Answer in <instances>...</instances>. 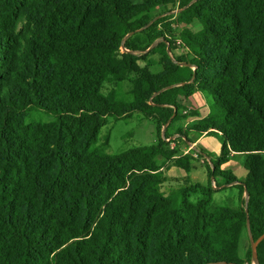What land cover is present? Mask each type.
Listing matches in <instances>:
<instances>
[{"label": "trees", "instance_id": "obj_1", "mask_svg": "<svg viewBox=\"0 0 264 264\" xmlns=\"http://www.w3.org/2000/svg\"><path fill=\"white\" fill-rule=\"evenodd\" d=\"M195 92L213 111L178 126ZM135 113L152 145L98 149L109 118ZM203 134L223 137L218 155L179 152ZM232 153L242 181L220 168ZM199 164L205 183L189 179ZM170 166L185 184L165 193ZM262 233L264 0H0V264H242L243 234ZM256 252L264 264V239Z\"/></svg>", "mask_w": 264, "mask_h": 264}, {"label": "rangeland", "instance_id": "obj_2", "mask_svg": "<svg viewBox=\"0 0 264 264\" xmlns=\"http://www.w3.org/2000/svg\"><path fill=\"white\" fill-rule=\"evenodd\" d=\"M134 1H140V0H134ZM173 8L174 6L170 7V9ZM167 10L168 9L166 8L164 11H161V14L159 16L168 15L169 13L167 12ZM154 12H156V10H154L153 13ZM171 28L174 30L175 33H177L181 29L180 26H177L176 24H172ZM194 28L197 27L192 26L193 30ZM173 50H174L173 51L174 56H180L183 52V48L181 44L174 45ZM148 60L157 61L158 56L151 55L148 57ZM129 87L130 86L128 82L121 83L119 87L121 91H119L120 94L118 95V97H121V94L126 92L129 89ZM111 88H113L111 84H107L104 87V91L107 92ZM203 97L207 101L206 96L203 95ZM184 106L185 107L182 110L181 114L187 115L188 113H190L191 109H189L188 106L185 104ZM183 122H185V119L178 121L179 123L178 126L184 127ZM189 124H191V122ZM175 134L176 133H174L173 136ZM107 135L109 136V142L107 145H103L102 143ZM155 137H156L155 124L151 120L144 118L141 113H135L130 118L124 120L122 119L114 120L113 118H109L107 123L102 127L99 133V141L97 145L100 144L102 145L98 149L102 150L103 152H106L108 154H117L134 146L152 145L155 141ZM209 137H211L212 140L217 143V146L219 148L217 151L213 149H208V150L206 149V150L210 154L218 155L219 154L218 152L221 150L220 148H222L223 146L224 139L219 134H211L209 135ZM175 143L178 145L177 148L180 153L187 151L186 144L182 140L176 139ZM240 155H238V158L235 159L230 158L228 164L220 168L223 170L231 171L238 180L242 181L246 176V170L244 168L245 157L244 155L241 156ZM198 166L199 165H197V167ZM198 168L204 171L205 179H206L205 168L204 167L203 168L198 167ZM216 188L219 190L214 194V200L216 202L218 203L228 202L231 205L237 203V192H238L237 189L232 187H226L224 189L223 187L220 188L216 187ZM168 189L169 187L167 186L165 190L167 191ZM179 204H180V200L176 199V205L178 208H179ZM249 244H250L249 238L247 237L246 234H243L240 244V251H239L242 264H249L245 254ZM251 264H255V263L252 261Z\"/></svg>", "mask_w": 264, "mask_h": 264}, {"label": "crops", "instance_id": "obj_3", "mask_svg": "<svg viewBox=\"0 0 264 264\" xmlns=\"http://www.w3.org/2000/svg\"><path fill=\"white\" fill-rule=\"evenodd\" d=\"M134 2H139V1H134ZM172 6H174V8L170 9V7H172ZM166 8L168 9L167 12L169 14H171V13L176 14L179 11L178 5L176 3L175 5L168 4L167 6L155 7L153 10H151L150 14H151V16H159L161 14V11H164ZM154 10H156V12L153 13ZM176 25L180 26L181 29L188 28L189 30H192V32H198L201 29V24L197 20H193L189 24H176ZM191 25L192 26H196L197 28H194V30H193ZM181 65H185V64H181ZM184 104L187 105L189 109H191L190 113H188L186 118H185V122H183L184 127L187 126L190 122H193V121H195V120H197L199 118H203V117L207 116L208 114H210L213 111V105L209 104L205 100L203 95L201 93H199V92H195L194 94H192L184 102ZM186 120H187V122H186ZM175 135H177V134H175ZM174 136H171V138H173ZM198 148H202V149H205V150L206 149L207 150L208 149H213V150L217 151L219 147L217 146V143L214 142L211 137H209V135L203 134V135L199 136L193 143L189 142V143L186 144V150L187 151L188 150H196ZM220 151L218 153H220ZM238 155H240V154L232 153L229 156V159L225 163H223L221 165V167L225 166L226 164H228L230 158H233V159L238 158ZM241 155H243V154H241ZM244 157H245V155H244ZM198 167L203 168L204 166L199 164ZM198 167L194 168L190 172V178L189 179L192 182L205 183L207 181V178H208L207 177V173H206V179H205L204 171L202 169H199ZM166 175L168 176V180L166 181V183H165V185L163 187V191L165 193H170L171 191H173V190L177 189L178 187L183 186L185 184L184 178L186 176V172H185L184 169H182L180 167L170 166L166 170ZM167 186L169 187V189L166 191L165 188Z\"/></svg>", "mask_w": 264, "mask_h": 264}, {"label": "water", "instance_id": "obj_4", "mask_svg": "<svg viewBox=\"0 0 264 264\" xmlns=\"http://www.w3.org/2000/svg\"><path fill=\"white\" fill-rule=\"evenodd\" d=\"M156 43V42H155ZM155 43L152 45L154 46ZM151 46V47H152ZM150 49V48H149ZM148 49V50H149ZM171 120V118L169 119V121ZM166 126H164L165 128ZM163 128V129H164ZM247 194V192H246ZM264 239V233H262L256 240H253L251 237H250V247H251V254H252V261L255 263V264H259V261H258V257H257V252H256V248H257V245ZM210 264H218V263H210ZM225 264V263H224ZM227 264V263H226ZM228 264H235V263H228Z\"/></svg>", "mask_w": 264, "mask_h": 264}, {"label": "built area", "instance_id": "obj_5", "mask_svg": "<svg viewBox=\"0 0 264 264\" xmlns=\"http://www.w3.org/2000/svg\"><path fill=\"white\" fill-rule=\"evenodd\" d=\"M177 44H181L179 41L177 42ZM182 46V45H181ZM171 138H167L166 140H170ZM185 152H187V151H185ZM195 156H196V154H195Z\"/></svg>", "mask_w": 264, "mask_h": 264}]
</instances>
